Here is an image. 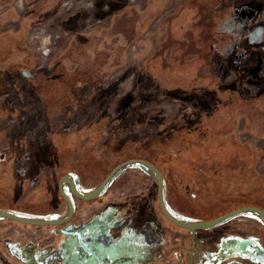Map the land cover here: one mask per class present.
<instances>
[{
    "label": "rangeland",
    "instance_id": "374dc122",
    "mask_svg": "<svg viewBox=\"0 0 264 264\" xmlns=\"http://www.w3.org/2000/svg\"><path fill=\"white\" fill-rule=\"evenodd\" d=\"M8 49L12 62L0 59V71L26 84L0 108L1 205L63 217L65 199L50 209L62 176L88 193L129 156L153 162L171 183L180 176L170 199L197 219L264 204L254 189L264 184V0H0V55ZM153 179L134 164L98 200L64 186L79 219L110 198L99 220L80 222L90 233L146 199L157 215L149 241H182L188 229L162 213Z\"/></svg>",
    "mask_w": 264,
    "mask_h": 264
},
{
    "label": "crops",
    "instance_id": "0c3cea01",
    "mask_svg": "<svg viewBox=\"0 0 264 264\" xmlns=\"http://www.w3.org/2000/svg\"><path fill=\"white\" fill-rule=\"evenodd\" d=\"M11 51L13 49L1 52L0 59L8 58L12 62ZM4 63L7 64L8 61ZM4 73L10 75L19 72H12L7 68ZM121 172L112 179L104 194ZM163 174L168 208L174 214L175 211L180 213L181 217H190L195 221L205 220L185 214L172 204L169 187L174 186L175 182L181 184L183 180L178 176L171 183L166 173ZM185 189L188 196L196 195L190 187ZM181 193L178 191L179 195ZM178 194L173 193V196ZM109 199L81 219L77 214L79 202H75L73 220L58 226L57 234L53 233L52 225L34 226L0 217V264H264V222L258 214L259 219L247 214L254 212L236 215L210 229L195 232L188 230L182 241L175 238L170 242H154L149 241L152 231L148 222L157 216L156 211L149 207L146 199H140L139 205H132L129 216L125 213L120 215L115 210L110 217L113 218L107 220L106 229L93 228L91 233L84 230L80 222L84 219L99 220L100 215L105 213L104 208ZM211 203L213 202L209 204ZM108 208V213L112 212L110 205ZM249 220L261 225L251 226L247 223ZM74 230L81 232L84 243L92 250L91 253L80 245L77 235L68 233ZM64 235L68 239L61 242ZM151 243L155 244V249L152 247L154 253L149 254L148 245Z\"/></svg>",
    "mask_w": 264,
    "mask_h": 264
},
{
    "label": "water",
    "instance_id": "95a60500",
    "mask_svg": "<svg viewBox=\"0 0 264 264\" xmlns=\"http://www.w3.org/2000/svg\"><path fill=\"white\" fill-rule=\"evenodd\" d=\"M24 75L31 76V73L28 70L23 71ZM134 164H140L148 169H150L155 176L156 184H157V195H158V202L159 206L163 212V214L174 224H176L179 227L186 228L190 231H197V230H206L213 228L217 226L218 224L222 223L223 221L230 219L236 215L246 213V212H254L258 214L261 219L264 222V209L258 206L254 205H245L242 207L235 208L231 211H228L224 214H221L219 216L202 220V221H187L183 220L180 217H178L176 214H174L167 206L165 202V181H164V174L163 172L157 167L156 164L153 162L144 159V158H131L127 159L118 165H116L109 174L103 179V181L97 185L93 190H91L88 193H83L79 187L77 186L76 179L71 176L70 174H66L62 176L59 180V191L63 195L64 199L67 203V214L63 217L59 218H41V217H34V216H27L24 214H19L14 211L6 210L3 208H0V217L1 218H9L21 223L30 224V225H36V226H47V225H53V226H60L65 223H68L73 220L75 216V202L71 195L65 190L64 184L67 183L69 185L70 192L72 195L81 198L83 200H92L96 197H98L100 194L104 192V190L107 188V186L111 183L112 179L123 169L132 166ZM68 233L77 235V238L79 240L80 245L87 250L88 252H92L90 248L84 243L82 239V235L80 231H68Z\"/></svg>",
    "mask_w": 264,
    "mask_h": 264
},
{
    "label": "built area",
    "instance_id": "2783aa9c",
    "mask_svg": "<svg viewBox=\"0 0 264 264\" xmlns=\"http://www.w3.org/2000/svg\"><path fill=\"white\" fill-rule=\"evenodd\" d=\"M60 39H62V35L59 33L53 35L49 43L44 45L41 51L42 55H50L54 46L60 41ZM21 73L22 75L24 74L23 70ZM19 74L20 73H13L6 75L3 71H0V108L5 107L6 105L8 107L17 101L20 90L23 89L26 84V81H22V79L18 77L20 76ZM36 96H38V93L34 91L33 93L31 92V96L29 97H33L35 100ZM22 110H24V108Z\"/></svg>",
    "mask_w": 264,
    "mask_h": 264
},
{
    "label": "trees",
    "instance_id": "16d2710c",
    "mask_svg": "<svg viewBox=\"0 0 264 264\" xmlns=\"http://www.w3.org/2000/svg\"><path fill=\"white\" fill-rule=\"evenodd\" d=\"M252 76H253V75H252ZM252 76H250V77H247V76H246L247 80L250 81V82L253 81L254 78H252ZM253 82H254V81H253ZM132 157L134 158V157H137V156H129L128 158H132ZM128 158H127V159H128ZM118 164H119V163H118ZM118 164L115 163V166L118 165ZM115 166H114V167H115ZM114 167H113V168H114ZM113 168H112V169H113ZM112 169H111V170H112ZM111 170H110V171H111ZM110 171H109V172H110ZM109 172H108V173H109ZM105 177H106V176H105ZM254 189H255V190H260V192H261L260 195L264 196V195H263V194H264V193H263V192H264V184H257V185L255 186ZM258 197H259V196H258ZM77 198H78V197H77ZM78 199H79L80 201L83 200V199H81V198H78ZM259 200H262V201H263V199H259ZM61 201H64V197H63L62 194H61L60 198L54 196L52 199H50L51 206H52V207H50V209H51V210H52V209H56V208L60 205V202H61ZM258 203H259V202H258ZM263 203H264V201H263ZM255 206H258V207H261V208L264 209V204H259V205H255ZM0 208L6 209V210H10V211H14V212H16V213L24 214V215L34 213L32 210L29 211L28 208H25L26 210H18V209L10 208L9 206H5V205H1V204H0ZM43 213H44V212H40V213H38V215H39V214H43ZM49 214H50V213H47V214H45V216H46V217H49ZM209 219H210V218H209ZM48 226H49V225H48ZM50 226H51V225H50Z\"/></svg>",
    "mask_w": 264,
    "mask_h": 264
}]
</instances>
